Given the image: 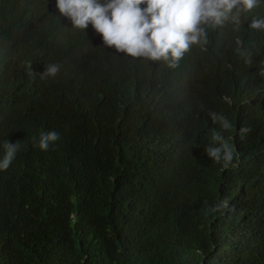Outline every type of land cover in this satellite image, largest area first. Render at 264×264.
Here are the masks:
<instances>
[{
    "label": "trees",
    "instance_id": "16d2710c",
    "mask_svg": "<svg viewBox=\"0 0 264 264\" xmlns=\"http://www.w3.org/2000/svg\"><path fill=\"white\" fill-rule=\"evenodd\" d=\"M254 17L264 0L169 68L104 48L91 23L72 30L56 0H0V158L4 140L21 142L0 170V264H264ZM48 63L61 70L41 80ZM209 112L233 125L228 168L203 154L219 127ZM47 131L60 139L41 151ZM225 197L229 208L208 211Z\"/></svg>",
    "mask_w": 264,
    "mask_h": 264
},
{
    "label": "clouds",
    "instance_id": "9594fccd",
    "mask_svg": "<svg viewBox=\"0 0 264 264\" xmlns=\"http://www.w3.org/2000/svg\"><path fill=\"white\" fill-rule=\"evenodd\" d=\"M260 3L261 0H56V8L61 16L70 19L72 30L83 31L91 23L97 34L102 36L104 48L115 49L117 55L146 58L176 68L190 45L203 47L207 44L210 28L222 27L226 23L238 27L242 15ZM142 4L146 5L143 10ZM249 27L250 30L264 32V17L252 18ZM235 51L245 64L253 63L250 52L242 47ZM258 64L256 75L264 78V60ZM60 70L61 65L48 63L39 77L41 80L53 79ZM208 117L219 127L211 130V143L206 144L203 154L228 168L237 153L231 138L224 133L233 125L222 113L209 112ZM238 131L243 140L251 128L242 125ZM33 139L35 141L36 138ZM59 139L60 134L56 131L41 132L34 146L48 151L50 145ZM20 147L19 141L14 144L7 139L3 141L0 170L11 166ZM227 208L229 200L225 197L208 211L220 212Z\"/></svg>",
    "mask_w": 264,
    "mask_h": 264
}]
</instances>
